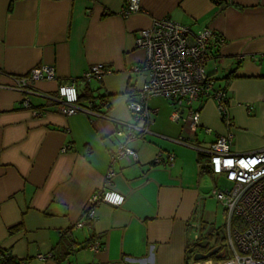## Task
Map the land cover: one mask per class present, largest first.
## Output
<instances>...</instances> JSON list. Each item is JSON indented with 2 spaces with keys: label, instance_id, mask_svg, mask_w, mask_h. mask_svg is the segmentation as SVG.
Returning a JSON list of instances; mask_svg holds the SVG:
<instances>
[{
  "label": "crops",
  "instance_id": "crops-1",
  "mask_svg": "<svg viewBox=\"0 0 264 264\" xmlns=\"http://www.w3.org/2000/svg\"><path fill=\"white\" fill-rule=\"evenodd\" d=\"M123 6L124 0H0V247L20 264H234L211 257L186 263L194 225L202 228L196 218L209 173L189 144L206 148L229 132L233 152L264 147V0H140V10L129 14ZM162 17L194 31L210 27L222 39L205 70L227 92L231 123L214 99L199 98V125L191 131L184 110L173 120L168 99H150L156 112L149 131L129 142L136 160L112 164L108 187L125 196L123 204L102 203L94 222L76 227L122 138L113 120L61 114L50 97L76 79L79 96L90 90L96 103L106 97L107 114L130 121L128 90L135 97L147 77L132 69L145 57L135 38ZM100 62L111 72L82 81L84 70ZM43 64L55 67L56 78L30 83L38 95L3 87ZM24 96L32 108L21 104ZM95 237L102 247L92 251L87 245Z\"/></svg>",
  "mask_w": 264,
  "mask_h": 264
},
{
  "label": "built area",
  "instance_id": "built-area-1",
  "mask_svg": "<svg viewBox=\"0 0 264 264\" xmlns=\"http://www.w3.org/2000/svg\"><path fill=\"white\" fill-rule=\"evenodd\" d=\"M139 10L140 0H124V14ZM221 42L222 39L210 27L194 31L168 17L154 19L150 26L138 30L135 46L144 50L145 57L132 69L146 73L147 77L138 88L136 96L127 99L126 107L132 118L130 121L112 119L107 114L109 101L106 97H100L97 103H79L76 79L58 85L57 95L50 99L61 114L84 113L89 117L113 120L115 134L122 138L115 151L110 154V166L105 173L103 186L91 194L76 227L82 228L94 222L96 208L102 203L112 206L123 204L125 196L108 187L115 174L112 164L122 159L136 160L137 152L130 147L129 142L141 138L149 131L153 113L156 112V109H151L148 105L150 99H168L173 105V120L179 119L180 111L184 110L189 129L195 131L200 115L193 104L199 98H212L216 102L219 115L225 124L230 125L227 92L217 86L215 79L205 70L206 63L214 56V50ZM110 72L107 63H94L84 70L81 79L87 83L99 81ZM55 78V67L43 64L31 68L26 74L11 76L12 82L3 87L38 95L29 84L41 79ZM21 104L32 108L27 96L23 97ZM42 112L33 109L34 115ZM204 131L210 133L211 129L204 128ZM180 142L186 145L185 141ZM231 144L232 135L228 132L216 136L206 148L189 145L206 158L204 165L209 173L220 176L227 182L219 187L215 186L211 190V196L220 203L226 215L224 243L230 258L234 264H264V147L237 153L231 150ZM67 149L68 146L63 147L62 151ZM173 158V154H166L169 164ZM153 161L161 162L160 152ZM233 216L237 217L235 222ZM194 226L196 231L192 241H197L200 230L198 225ZM87 247L97 251L102 247V241L95 237Z\"/></svg>",
  "mask_w": 264,
  "mask_h": 264
},
{
  "label": "trees",
  "instance_id": "trees-1",
  "mask_svg": "<svg viewBox=\"0 0 264 264\" xmlns=\"http://www.w3.org/2000/svg\"><path fill=\"white\" fill-rule=\"evenodd\" d=\"M131 91L128 90L129 97H131ZM94 96L92 95V92L90 90H87V92L83 96H79V103L83 100L93 101ZM200 156H203L199 153ZM234 222L237 220L236 216H233ZM18 229V226H13L8 229L9 233H12ZM225 237L219 236L218 233L214 232L213 230H203L201 228L199 239L197 241H191L188 243L186 247V263H189L191 259H193V255L197 252L206 253L213 249L214 247H218V251L211 256V258L214 259H223V258H230L231 255L229 252H227L225 243H224ZM75 248H72V251ZM71 251V250H69ZM68 251V253H69ZM0 264H20V261L13 258L9 251L6 249L0 247ZM56 264H61L60 260H57Z\"/></svg>",
  "mask_w": 264,
  "mask_h": 264
},
{
  "label": "rangeland",
  "instance_id": "rangeland-1",
  "mask_svg": "<svg viewBox=\"0 0 264 264\" xmlns=\"http://www.w3.org/2000/svg\"><path fill=\"white\" fill-rule=\"evenodd\" d=\"M204 200L200 206V215L196 218L204 230H213L219 236L226 235V215L220 203L211 196V190L216 186L227 184L220 176L211 173L205 175Z\"/></svg>",
  "mask_w": 264,
  "mask_h": 264
},
{
  "label": "water",
  "instance_id": "water-1",
  "mask_svg": "<svg viewBox=\"0 0 264 264\" xmlns=\"http://www.w3.org/2000/svg\"><path fill=\"white\" fill-rule=\"evenodd\" d=\"M218 251V247H214L213 249H211L210 251L206 252V253H202V252H197L193 255V260L195 261H199V260H203V259H207L210 258L212 255H214L216 252Z\"/></svg>",
  "mask_w": 264,
  "mask_h": 264
}]
</instances>
